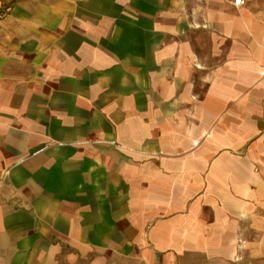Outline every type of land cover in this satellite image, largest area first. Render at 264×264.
<instances>
[{
    "label": "crops",
    "instance_id": "1",
    "mask_svg": "<svg viewBox=\"0 0 264 264\" xmlns=\"http://www.w3.org/2000/svg\"><path fill=\"white\" fill-rule=\"evenodd\" d=\"M0 0V264H264V0Z\"/></svg>",
    "mask_w": 264,
    "mask_h": 264
},
{
    "label": "built area",
    "instance_id": "2",
    "mask_svg": "<svg viewBox=\"0 0 264 264\" xmlns=\"http://www.w3.org/2000/svg\"><path fill=\"white\" fill-rule=\"evenodd\" d=\"M233 4L236 8H240L246 4V1L245 0H234ZM4 18H5V14L3 13L2 8H0V23L4 20Z\"/></svg>",
    "mask_w": 264,
    "mask_h": 264
}]
</instances>
